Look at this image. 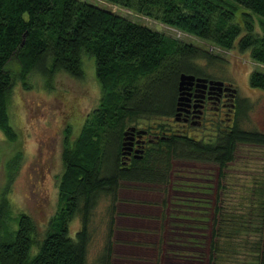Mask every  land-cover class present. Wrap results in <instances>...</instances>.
I'll return each mask as SVG.
<instances>
[{
    "label": "trees",
    "instance_id": "1",
    "mask_svg": "<svg viewBox=\"0 0 264 264\" xmlns=\"http://www.w3.org/2000/svg\"><path fill=\"white\" fill-rule=\"evenodd\" d=\"M105 1L210 46L236 49L264 66V0ZM87 57L94 59L103 98L74 141L72 129L66 130L58 211L41 240L32 217L25 213L13 217L10 202L3 196L0 264H89L93 233L107 222L113 209L110 202L123 186L161 187L170 190L173 198L168 183L174 160L217 165L221 176L233 162L238 146L264 147V132L240 128L239 117L246 106L239 99L234 126L218 129L213 142L172 136L133 169L121 168L127 126L136 119L173 116L181 75L209 77L202 62L212 66L222 64V59L199 45L87 0H0V130L8 135L12 131L8 102L17 84L28 86L33 73L49 88L59 74L83 79V60ZM250 84L264 91V72H252ZM259 191L264 216V187ZM104 197L109 201L105 217L95 223V209ZM219 215L216 206L215 226ZM75 218L81 224L76 237H72L70 223ZM216 236L215 227L209 264L216 263ZM258 249L260 264H264V233ZM109 258L105 250L100 260L108 264Z\"/></svg>",
    "mask_w": 264,
    "mask_h": 264
},
{
    "label": "rangeland",
    "instance_id": "2",
    "mask_svg": "<svg viewBox=\"0 0 264 264\" xmlns=\"http://www.w3.org/2000/svg\"><path fill=\"white\" fill-rule=\"evenodd\" d=\"M87 1L219 56L222 64L211 66L202 62L205 73L238 89V97L246 106V111L239 117L240 128L264 132V91L250 84L252 72H264V66L252 62L248 54L210 46L178 29L105 0ZM83 67V79L59 74L51 88L37 73L30 76L27 88L17 84L8 102L12 131L8 135L0 130V200L7 197L13 217L21 213L31 216L41 240L59 208L66 130L72 129L71 140L74 141L88 115L100 106L103 98L93 57L84 59ZM167 122V117L135 121L142 126ZM195 132L206 140L211 134L209 131ZM168 186L173 195L171 209L180 217L178 221L182 228L186 226L185 217L196 213L203 219L198 225H203L205 230L202 241L204 264H209L215 227V264H260L258 245L263 240L264 216L259 189L264 187V147L238 146L233 162L221 176L217 165L174 160ZM182 187L193 191L192 197L177 191ZM108 204V198H102L95 209V223L105 217ZM216 206L220 215L215 226ZM80 224V219L76 218L70 223L72 237H76Z\"/></svg>",
    "mask_w": 264,
    "mask_h": 264
},
{
    "label": "crops",
    "instance_id": "3",
    "mask_svg": "<svg viewBox=\"0 0 264 264\" xmlns=\"http://www.w3.org/2000/svg\"><path fill=\"white\" fill-rule=\"evenodd\" d=\"M110 205L107 222L93 233L89 264H103L105 250L108 264H204L203 219L185 217L182 228L170 190L127 184Z\"/></svg>",
    "mask_w": 264,
    "mask_h": 264
},
{
    "label": "flooded vegetation",
    "instance_id": "4",
    "mask_svg": "<svg viewBox=\"0 0 264 264\" xmlns=\"http://www.w3.org/2000/svg\"><path fill=\"white\" fill-rule=\"evenodd\" d=\"M196 78H205L208 81L201 86L195 83L184 91L185 99L181 105L177 102L174 115L167 117L169 122L159 126H142L138 123L127 126L120 154L121 168L133 169L144 161L153 149L163 147L161 144H165L172 136L210 143L216 139L218 129L234 126L239 103L236 86L223 80L219 81H223L224 85H215L212 81L218 79L213 76ZM195 130L209 131L210 137L208 140L206 137L201 138ZM171 175L172 172L169 174V181ZM177 191L192 197L193 191L188 187Z\"/></svg>",
    "mask_w": 264,
    "mask_h": 264
},
{
    "label": "water",
    "instance_id": "5",
    "mask_svg": "<svg viewBox=\"0 0 264 264\" xmlns=\"http://www.w3.org/2000/svg\"><path fill=\"white\" fill-rule=\"evenodd\" d=\"M207 81L208 80L205 78H196L193 75L182 74L179 83L180 96H179L178 104L181 105L182 104L181 102L185 99L184 98V95L186 94L184 92L185 90L189 89L195 83H197L198 86H201L202 84H206ZM212 83H214L215 85H224V83L221 81H212Z\"/></svg>",
    "mask_w": 264,
    "mask_h": 264
}]
</instances>
